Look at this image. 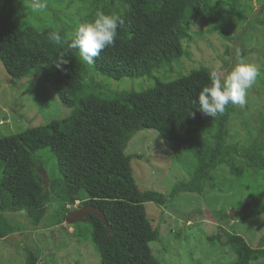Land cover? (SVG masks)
I'll return each instance as SVG.
<instances>
[{
    "label": "trees",
    "instance_id": "trees-1",
    "mask_svg": "<svg viewBox=\"0 0 264 264\" xmlns=\"http://www.w3.org/2000/svg\"><path fill=\"white\" fill-rule=\"evenodd\" d=\"M85 1L91 7L74 19V32L99 11L118 15L124 22L117 29L115 44L91 65L95 74L115 80L141 77L180 60L187 53L184 42L192 40L191 24L200 17L228 8L245 19L237 0ZM11 4V0H0V61L5 71L18 79L37 69L70 113L0 137L1 239L21 230L10 215L23 212L36 228L47 204L58 195L61 200L80 199L81 205L91 204L103 212L111 231L94 214L73 223V233L79 240L91 242L99 264H160L149 247L159 238V231L151 225L144 203L165 205L178 192H202L206 181L214 185L211 171L223 163L231 165L233 157L244 159L252 172L264 171L263 147L256 138L245 146L227 142L233 105L212 118L194 105L199 91L210 83L214 72L210 67L200 65L168 81L152 77L151 85L139 90L103 92L97 83L88 82V65L79 50L68 46L74 34H68L72 26L59 24L55 12L49 21L31 8L19 17ZM50 32H58L65 42L57 45L49 40ZM62 57L68 63L58 68ZM143 128L158 131L166 148L191 154L196 161L189 179L175 185L169 195L142 191L134 180L133 155L124 149ZM46 153L55 158L58 171L48 185L42 182L40 171ZM244 205L246 211L238 218L257 214L259 194L248 192ZM68 213L64 209L63 218ZM25 241L21 245L25 264H37L38 248ZM207 241L229 247L235 254V259L224 264H264V235L252 246L241 234L219 226Z\"/></svg>",
    "mask_w": 264,
    "mask_h": 264
},
{
    "label": "rangeland",
    "instance_id": "rangeland-1",
    "mask_svg": "<svg viewBox=\"0 0 264 264\" xmlns=\"http://www.w3.org/2000/svg\"><path fill=\"white\" fill-rule=\"evenodd\" d=\"M11 1L19 17L22 11L31 8L39 10L49 21L55 12L60 18L59 24L72 26L68 30L70 35L76 26L74 19L91 7L85 0ZM237 2L245 19L231 14L228 8L196 19L190 27L192 40L184 42L187 53L180 60L141 77L124 76L117 80L95 74L88 65V82L97 83L103 92L139 90L151 85L152 77L168 81L200 65L227 73L242 56L258 67L260 75L247 92L246 105L232 108L227 142L245 146L256 138L264 153V0ZM88 82L86 78L85 83ZM69 113L70 109L62 105L54 88L42 79L37 69L17 79L8 75L0 61V137ZM124 153L133 155L130 164L138 188L164 195H169L178 183L187 181L196 165L191 154L166 148L159 132L149 128L134 133ZM42 161L40 171L44 169L49 179L57 176L55 158L46 153ZM210 175L214 185L206 181L200 193L178 192L165 205L144 203L151 225L159 231V238L151 241L149 247L160 264H224L235 259L229 247L211 245L207 241V236L218 231L219 226L241 234L252 246L259 244V238L264 235V171L252 172L244 159L233 157L231 165L220 164ZM248 192L259 194L257 214L247 219L221 215L241 210ZM81 204L80 199L61 200V196L54 195L36 228L23 212L10 215L21 230L5 240L0 238V264H25L21 249L25 239L39 250L37 264H99V255L91 242L79 240L73 233L75 224L63 220L64 209L70 212Z\"/></svg>",
    "mask_w": 264,
    "mask_h": 264
},
{
    "label": "clouds",
    "instance_id": "clouds-1",
    "mask_svg": "<svg viewBox=\"0 0 264 264\" xmlns=\"http://www.w3.org/2000/svg\"><path fill=\"white\" fill-rule=\"evenodd\" d=\"M38 6L46 7V4ZM123 23L120 16L99 11L93 19L77 26L68 46L78 49L81 60L91 66L102 51L115 44L117 29ZM48 39L57 45L65 42L58 32H50ZM58 61V68L61 63H68L63 57ZM259 75L258 67L241 56L227 73L214 71L210 74V83L199 91L194 105L211 118L223 115L228 105L243 108L246 105L247 92L256 83ZM190 114L195 115L194 112Z\"/></svg>",
    "mask_w": 264,
    "mask_h": 264
},
{
    "label": "water",
    "instance_id": "water-1",
    "mask_svg": "<svg viewBox=\"0 0 264 264\" xmlns=\"http://www.w3.org/2000/svg\"><path fill=\"white\" fill-rule=\"evenodd\" d=\"M41 174H42V182L45 185H48L49 178L46 175L45 171L42 170ZM245 211H246V205H244L241 210H230L228 216L229 217H232L233 215L240 216L241 214L245 213ZM89 214H94L97 217H99L102 220V222L109 228V230L110 231L112 230L111 227L107 224L103 212L99 208L91 204H85L75 210L70 211L65 216L64 221L67 224H73L75 222H84Z\"/></svg>",
    "mask_w": 264,
    "mask_h": 264
}]
</instances>
